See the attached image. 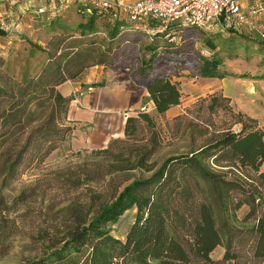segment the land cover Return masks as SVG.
<instances>
[{
  "label": "trees",
  "instance_id": "trees-1",
  "mask_svg": "<svg viewBox=\"0 0 264 264\" xmlns=\"http://www.w3.org/2000/svg\"><path fill=\"white\" fill-rule=\"evenodd\" d=\"M78 6L85 20L72 28L55 24V17L43 46L21 36L42 54L36 70L28 64L17 73L0 56V188L72 136L67 111L73 97L58 86L95 65L117 67L127 56L121 46L138 29L112 19L110 11ZM99 20L105 21L104 37L96 35ZM188 29L194 28L173 26L169 36ZM149 38L137 73L146 77L142 86L153 112L144 105L126 117L122 136L45 173L11 200L0 195V259L32 216L34 203L47 200L35 215L43 225L29 235L37 252L23 264H264V123L234 109L217 89L161 127L156 118L179 104L182 92L154 63L159 50L180 52L164 33ZM222 42L224 57H236L234 46ZM204 43L211 53L197 55L198 75L248 77L224 67L213 37ZM253 79H264V72ZM180 139L184 151L159 155L166 141ZM56 192L63 198L55 201L50 195ZM242 206L247 210L239 219ZM129 209H135L134 219L122 240L108 226ZM217 246L222 256L212 258Z\"/></svg>",
  "mask_w": 264,
  "mask_h": 264
},
{
  "label": "rangeland",
  "instance_id": "rangeland-1",
  "mask_svg": "<svg viewBox=\"0 0 264 264\" xmlns=\"http://www.w3.org/2000/svg\"><path fill=\"white\" fill-rule=\"evenodd\" d=\"M79 7L80 6L78 5L71 4L62 14H54L49 17L48 14L41 13L31 14L29 18L27 17V19H25L26 22L24 21V23L27 24L28 28L20 29V32H17V34L14 35L15 42L17 43L16 46L10 48L6 55L3 56L5 61L8 62V66L17 73L28 64L30 69L32 68L36 70L40 65V62L43 60L42 54H40L39 50L33 49L32 46L22 37H26L33 43L43 46L51 34L49 22L52 19H55V17L57 18L55 24L60 22L64 26L72 28L76 27L80 21L85 20L83 13L77 9ZM263 13L264 11L259 15V18L253 22L248 18L247 23H249L250 26L254 25V28L251 29L242 27L245 25L244 23L239 26L240 30L234 32L221 28H217L214 32L200 31L194 28L182 31V33L180 31L175 34L172 33L173 36H166L169 43L173 42L176 47H179L175 50H178L180 53H172L171 51L166 53L159 50V57L155 61L154 67L159 72L167 75L172 81H178L182 92L181 103L182 106L184 105L183 108L193 104L199 97L206 96L208 93L217 90L215 89L216 86L222 85L218 80H214L210 77H201L197 74L195 68L198 54L209 55L211 53L204 43V37L209 36L213 37V40L219 45L217 52L219 55L223 56L222 60L224 62V67L231 74L235 75L244 73L248 76L247 78L227 76V80L225 81H228L229 83L223 85L222 90L229 93L231 104L234 109L238 110V107L240 106L249 107L247 82L255 75L264 72V39H262L260 35L261 32H264ZM104 22L105 21L101 20L98 21L99 32L96 35L99 37H104L105 35ZM238 34H243L247 39L243 36L238 37ZM149 40L150 38L148 35L136 30L135 34L129 38V41L125 43L124 46H121L125 47L127 56H121L118 59L119 64L117 67H105V79L102 81L103 84L125 88L126 84L124 81L131 80L141 91L140 88H143L142 85L145 83L146 77L137 73V70L140 65V60L145 57L146 52L143 47ZM220 41H225L224 43L222 42L224 46H234V51L237 53V56L232 58L224 57L225 52L219 48L222 46ZM31 49L34 51L32 54L30 53ZM234 81L239 82L236 83ZM253 87L254 86H252V88ZM86 90H91V87H84L80 89L79 92H75V95L77 97H82V94L85 93ZM62 91H65V87L62 88ZM146 102V110L149 113H152V103L147 100ZM249 105L252 107H258L257 102L253 100L249 102ZM178 111L180 110L173 108L163 117H157V122L165 129L164 121L170 119L173 116L172 114ZM121 114L122 113L120 112V116ZM259 120L260 123H264V120ZM119 124L120 123L116 121L112 132H117L119 130ZM76 126L77 125H75V127ZM83 130L85 129L80 128V132ZM79 135L81 134L76 130L72 138L68 139L60 147L51 152L45 160L24 171L19 178L13 181L8 187L0 188V195L11 200V198L17 195L21 189L33 183L45 173L82 159L85 153L91 150V148L80 147L81 142ZM168 142L166 141V145H163L160 149V156L181 152L186 148V143L182 139L172 141L170 144H167ZM260 170L264 171V165L260 167ZM50 196H54L55 201L63 198L61 192H56L54 195L51 193ZM46 202L47 200H38L34 203L33 207H31L30 211L33 213L32 216L28 217L25 222H23L21 232L10 238L11 248L8 254L0 259V264H23L26 257H31L37 252L33 248H38V245L36 242H31L29 235L31 232H35L40 224L43 225L42 218L40 217L39 220L35 215L39 214V209L43 208V205H45ZM246 210L247 207L242 206L237 211L239 219L243 217ZM134 214L135 209H129L125 211L115 223L109 225L108 227L112 235L123 240L129 225L134 219ZM222 253L223 248L217 246L210 255L212 258H219L222 256Z\"/></svg>",
  "mask_w": 264,
  "mask_h": 264
},
{
  "label": "crops",
  "instance_id": "crops-1",
  "mask_svg": "<svg viewBox=\"0 0 264 264\" xmlns=\"http://www.w3.org/2000/svg\"><path fill=\"white\" fill-rule=\"evenodd\" d=\"M257 1L264 5V0L246 1L245 9L247 15L249 6ZM43 5L47 7V10L43 14H48L49 16L59 13L62 14L69 7L63 8L62 10L52 9L53 4L49 0H0V10L6 16H9V19L16 20L19 18L20 23H22L21 30L23 28H28L27 24L24 23V21L26 22L25 19H27V17L29 18L31 14H40L36 13V8ZM259 15L255 17L248 15V18L253 22L259 18ZM262 16L264 17V13ZM253 26L254 25L250 26L249 23H245V25L242 27L251 29L254 28ZM2 31L4 33L0 34V56L6 55L10 48L16 46L17 43L15 42L16 40L14 35H16L17 32H20V29H14L12 27L11 29ZM104 74L105 67L102 65H95L87 68L76 79L67 80L58 86L59 91L63 95H72L73 97L69 103L67 120L73 126V133L70 138L74 136L76 130L81 134L79 135L81 148H101L106 145L109 138L122 136L126 117L128 115L134 114L136 110L141 109L147 103V99L145 98L147 97L148 93L145 87L140 88V91L139 88L136 87V84L131 80L124 81L126 84L125 88L111 85H95L96 83L102 82L105 79ZM212 79L218 80L219 83L222 84L216 86L215 89L222 90L223 85L229 83L228 81H225L227 80L226 77ZM234 82L238 83L239 81ZM263 84L264 79L250 78L247 82V98L249 99V107H238V110L247 113L257 120H264ZM252 86L254 87L252 88ZM63 87H65V91H62ZM84 87H91V90H86V92L82 94V97H77L75 92H79L80 89ZM222 91L224 95L230 97L229 93L225 92L224 90ZM181 100L182 99H180L179 104L170 107L166 113H168L173 108L180 110L172 114L173 116L181 112L184 106H182ZM251 100L256 101L258 107H252L249 105ZM120 112L122 113L121 116ZM116 121L120 123L119 130L117 132H112ZM75 125L77 126L75 127ZM80 128L87 130L80 132Z\"/></svg>",
  "mask_w": 264,
  "mask_h": 264
},
{
  "label": "built area",
  "instance_id": "built-area-1",
  "mask_svg": "<svg viewBox=\"0 0 264 264\" xmlns=\"http://www.w3.org/2000/svg\"><path fill=\"white\" fill-rule=\"evenodd\" d=\"M55 10H62L71 4L85 5L100 14L110 11L112 19H126L134 28L152 37L169 29L193 27L214 32L217 28L239 29L247 23L248 15L255 17L264 11V5L257 1L245 9L247 0H49ZM45 5L36 8V13H44ZM0 10V29H21L19 18L9 19ZM264 39V32L260 33Z\"/></svg>",
  "mask_w": 264,
  "mask_h": 264
}]
</instances>
